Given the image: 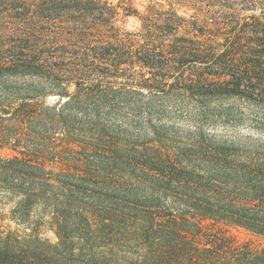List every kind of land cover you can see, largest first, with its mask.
Masks as SVG:
<instances>
[{
	"label": "trees",
	"instance_id": "1",
	"mask_svg": "<svg viewBox=\"0 0 264 264\" xmlns=\"http://www.w3.org/2000/svg\"><path fill=\"white\" fill-rule=\"evenodd\" d=\"M133 4L0 0V264H264V0Z\"/></svg>",
	"mask_w": 264,
	"mask_h": 264
},
{
	"label": "rangeland",
	"instance_id": "2",
	"mask_svg": "<svg viewBox=\"0 0 264 264\" xmlns=\"http://www.w3.org/2000/svg\"><path fill=\"white\" fill-rule=\"evenodd\" d=\"M112 4H115L117 0H109ZM149 0H134L133 7L136 8L138 11L143 9V6ZM158 1V0H156ZM117 26L120 29V35L122 36L125 32H134L137 31L139 28V22L137 18L133 15H124L121 10H118L117 14ZM54 98H51V100ZM239 105V108L236 107V110L233 114L230 113L229 117H226L222 111L219 109L218 106L213 105L210 103V108L215 111V115L208 117V124L203 125L205 130H210L211 132H216V134H223L224 136H228L229 138L233 136H241L246 137L247 135L253 136H263L264 137V123L261 125H255V121H257V117L259 114L255 112L241 107L240 102H233V104ZM138 108H149L152 110H159V120L165 124H171L173 128L169 129V132H174L177 134L184 133L186 130L192 128L194 121L192 118L188 117L187 115L180 114L176 112L177 106H179L178 101L174 97H155L152 100L148 101V104H140ZM216 107V108H215ZM221 113V114H219ZM130 118V116H126ZM155 121V120H154ZM167 130L163 128H158L156 133L159 136L164 135ZM157 138V137H156ZM231 233L236 236L239 240H247L251 239L249 235L245 232L241 231H231Z\"/></svg>",
	"mask_w": 264,
	"mask_h": 264
}]
</instances>
